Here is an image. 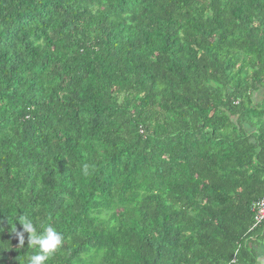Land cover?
Instances as JSON below:
<instances>
[{"label":"trees","instance_id":"16d2710c","mask_svg":"<svg viewBox=\"0 0 264 264\" xmlns=\"http://www.w3.org/2000/svg\"><path fill=\"white\" fill-rule=\"evenodd\" d=\"M264 0H0V264H264Z\"/></svg>","mask_w":264,"mask_h":264},{"label":"clouds","instance_id":"9594fccd","mask_svg":"<svg viewBox=\"0 0 264 264\" xmlns=\"http://www.w3.org/2000/svg\"><path fill=\"white\" fill-rule=\"evenodd\" d=\"M18 224L22 227V232L18 234L20 244H24L23 234L26 233L28 244L36 249L35 254L27 257L28 264H45L53 253L62 248L65 238L53 226L43 227V231L39 232L27 216H20Z\"/></svg>","mask_w":264,"mask_h":264},{"label":"built area","instance_id":"2783aa9c","mask_svg":"<svg viewBox=\"0 0 264 264\" xmlns=\"http://www.w3.org/2000/svg\"><path fill=\"white\" fill-rule=\"evenodd\" d=\"M252 210L254 211L255 224L264 222V198L261 199L258 203H255L252 207Z\"/></svg>","mask_w":264,"mask_h":264},{"label":"rangeland","instance_id":"374dc122","mask_svg":"<svg viewBox=\"0 0 264 264\" xmlns=\"http://www.w3.org/2000/svg\"><path fill=\"white\" fill-rule=\"evenodd\" d=\"M261 256H262V259L264 260V255L261 254Z\"/></svg>","mask_w":264,"mask_h":264}]
</instances>
